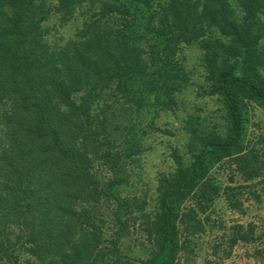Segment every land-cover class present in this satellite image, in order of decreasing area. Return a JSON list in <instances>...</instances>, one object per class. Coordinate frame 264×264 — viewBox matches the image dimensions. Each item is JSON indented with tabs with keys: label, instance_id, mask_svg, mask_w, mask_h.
<instances>
[{
	"label": "trees",
	"instance_id": "obj_1",
	"mask_svg": "<svg viewBox=\"0 0 264 264\" xmlns=\"http://www.w3.org/2000/svg\"><path fill=\"white\" fill-rule=\"evenodd\" d=\"M47 4L0 0V236L10 224L20 225L29 254L40 264H96L101 230L84 221L86 212L75 205L106 196L92 162L113 170L120 154L113 148L131 144L121 139L112 147L105 140L119 127L110 128L113 102L100 103L102 95H119L120 117L122 111L175 105L184 80L177 53L200 43L217 72L215 93L226 109L228 130L209 138L189 166L178 163L174 174L160 179L158 213L142 211L143 230L154 247L144 264H174L179 203L203 179L210 155L242 152L239 96L257 101L264 112L258 72L264 58L257 52L264 0H238L239 18L230 0H54L50 9ZM84 5L90 14L94 10L90 21L83 20L74 39L51 48L45 41L48 15L66 21ZM136 125L134 120L126 133L136 135ZM246 170V180L264 181V169ZM116 224L118 239L123 223ZM240 229L232 244L257 243L249 256L264 260V226L259 235L251 223ZM106 264L124 262L113 254Z\"/></svg>",
	"mask_w": 264,
	"mask_h": 264
},
{
	"label": "rangeland",
	"instance_id": "obj_2",
	"mask_svg": "<svg viewBox=\"0 0 264 264\" xmlns=\"http://www.w3.org/2000/svg\"><path fill=\"white\" fill-rule=\"evenodd\" d=\"M45 1L50 3L49 7L54 0ZM230 2L239 18L242 14L238 0ZM88 7L79 6L66 21L54 12L48 15L46 43L53 48L74 39L83 20L90 21V15L94 14V10L90 14ZM109 17L106 20L112 24L113 18ZM261 17L257 52L264 58V9ZM177 61L184 70V80L175 94V105L165 110L150 107L141 112L122 111L124 116L120 117L118 108L122 101L116 104L119 95L113 94L110 99L106 91L100 100L105 106L113 102L114 121L108 115L109 126L119 127L105 140L112 147L113 142L119 144L121 139L131 144L113 148L120 152L113 170L100 160L92 162V173L106 184V196H100L98 202L75 205L79 211L86 212L84 221L101 230L96 264H106L113 254L122 257L124 264H144L154 247L143 230L142 211L151 215L158 213L160 179L174 174L178 163L189 166L209 138L222 137L228 130L226 109L221 96L215 93L217 72L207 64L202 45L192 43L182 47ZM258 72L264 80V69ZM239 105L243 120L239 143L242 152L210 155L203 179L179 203V251L174 264H264V260L249 256L257 243L232 244V239L242 233L241 226L247 228L251 223L255 235H259L264 226L263 177L246 180L241 173L242 169H264V112L257 101L242 95ZM134 120L140 127L136 135H129L125 128ZM123 148L130 149V153L132 150L133 154L126 156ZM117 219L123 223L118 239ZM7 228L0 236V264H40L28 252L26 229L16 224Z\"/></svg>",
	"mask_w": 264,
	"mask_h": 264
}]
</instances>
